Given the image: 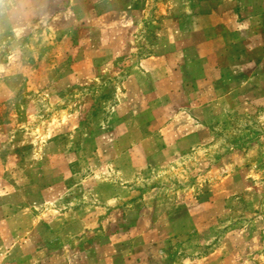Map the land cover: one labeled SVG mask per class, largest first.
Listing matches in <instances>:
<instances>
[{
  "label": "rangeland",
  "instance_id": "374dc122",
  "mask_svg": "<svg viewBox=\"0 0 264 264\" xmlns=\"http://www.w3.org/2000/svg\"><path fill=\"white\" fill-rule=\"evenodd\" d=\"M232 1L0 0V264H185L233 234L264 264V0ZM208 12L241 39L201 60Z\"/></svg>",
  "mask_w": 264,
  "mask_h": 264
},
{
  "label": "crops",
  "instance_id": "0c3cea01",
  "mask_svg": "<svg viewBox=\"0 0 264 264\" xmlns=\"http://www.w3.org/2000/svg\"><path fill=\"white\" fill-rule=\"evenodd\" d=\"M211 2L215 3L217 5H226V4H233L232 0H211ZM253 3V2H251ZM233 7V6H231ZM221 9H218L217 11H223ZM216 10V9H215ZM225 10V9H224ZM214 12V9L213 11ZM212 12H208V13H204L201 14L202 20H208L209 23L207 22L206 26H202L205 29H209V28H215L218 33L215 35H208L204 37L202 36L201 38V45L195 47V51H198V57L203 60V49L205 48L206 44H209L208 42H216V41H221L223 40L224 42H222L220 44L219 47H212L211 52L212 53H219V54H228L231 53L232 50L234 52V47L238 44V42H240V30L238 29V26L240 25L239 21L240 18L239 16L236 14V20H234L233 18H229L226 17L227 20H225V16H222L221 14H219V12L217 14H214ZM226 15L228 13H225ZM234 16V15H233ZM186 20L182 21V25H178V27L180 28H185L184 30H186L187 28H191L193 29L196 24V16L194 15V13H192L191 15H186L185 17ZM187 21L193 22L192 26H190V23H188ZM228 21L232 22V25L229 24ZM236 21V25L235 26V22ZM248 22L253 23L255 25V28L257 30V28H259L260 30V35H259V40H257L255 43L256 45H260L261 40L264 39V21L262 19V16L260 13H256L253 14L249 17ZM177 31V30H175ZM227 38V40L225 41V39ZM228 42H230V44H228ZM264 43V42H263ZM255 45L253 43H251L247 50L245 51L246 54H249V59L254 58V56L252 55L253 51H255L256 47L252 46ZM174 46V45H173ZM240 56V55H239ZM173 55H169V60L167 61L166 58L162 57L159 54H155L152 55L148 58L142 59V65L145 66L146 64L149 65L150 67L153 66V64H163V66L165 65V63H170L171 61H173ZM186 58V57H185ZM197 58V57H196ZM172 59V60H171ZM238 61L240 58H237ZM167 61V62H166ZM240 63V61L238 62ZM207 67H212L214 70L218 69L220 66L218 64H212V66L208 65ZM158 69V68H157ZM142 85V84H141ZM140 85V87H141ZM141 91L143 93V87L141 88ZM237 235H232L230 237H228V239L222 241V243H220L216 249H214V251L208 252L204 255H201L200 257L197 258H192V259H185V264H239L240 261V250H241V243L238 237H236ZM253 263V262H252Z\"/></svg>",
  "mask_w": 264,
  "mask_h": 264
}]
</instances>
